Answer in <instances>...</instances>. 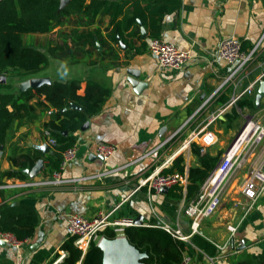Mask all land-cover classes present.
<instances>
[{
    "label": "crops",
    "instance_id": "1",
    "mask_svg": "<svg viewBox=\"0 0 264 264\" xmlns=\"http://www.w3.org/2000/svg\"><path fill=\"white\" fill-rule=\"evenodd\" d=\"M108 1L121 9L114 22L115 9L103 8L96 15L66 16L48 32L23 35L27 45L49 57L47 67L25 79L78 80L81 95L88 82L94 81L109 89L110 94L100 112L87 118L86 128L72 133L78 145L77 157L62 171L63 177L72 181L31 191L0 190V205L5 200L26 203L39 215L35 235L23 240L20 247L0 237V264L60 263L59 253L71 238L68 217L73 212L87 217L112 212L114 219H140L142 224L137 226L165 223L191 234V218L185 206L192 199L186 197L187 189L172 187L156 192L139 187L140 180L154 171H169L180 155L189 172L196 162L191 144L186 146L187 139L222 109L226 110L208 126L215 134L214 143L206 145L195 140L212 155L226 151L220 134L234 135L245 117L264 121V96L260 105L256 100L264 80V0H139L144 19L130 26L126 18L135 12L132 0ZM117 23H121L118 31ZM231 36L240 38L245 50L257 46L254 59L232 77L234 65L213 57L220 40ZM153 37L191 51L193 58L180 70L161 68L149 48ZM131 69L138 71L139 77H134ZM131 78L145 85L139 89ZM251 84V93L240 99H253L258 109L246 106L239 110V124L228 129L225 122L236 105L237 101L231 104L234 95ZM44 99L42 96L31 101L36 106L32 120L17 123L0 148V184L15 178L1 177L2 172L15 168L10 160L15 153L31 150L38 159H44L37 179L48 178L59 169L64 151L58 150L61 145L51 148L54 153H42L33 146L46 142L44 123L54 111L36 105ZM100 142L116 148L108 160L97 154L96 144ZM243 214L242 208L225 203L203 221L199 233L190 237L186 252L199 263L206 255L220 256L219 264H236L247 258L264 260V192L252 211ZM228 224L237 226L235 240L221 250L216 244L229 239Z\"/></svg>",
    "mask_w": 264,
    "mask_h": 264
},
{
    "label": "trees",
    "instance_id": "2",
    "mask_svg": "<svg viewBox=\"0 0 264 264\" xmlns=\"http://www.w3.org/2000/svg\"><path fill=\"white\" fill-rule=\"evenodd\" d=\"M135 12L127 17V26L136 23L139 18L144 19L139 11V0H132ZM62 0H1L0 1V72L17 71L23 76L38 73L49 64L48 55L34 46L24 42L25 33L48 32L53 24L61 23L66 16L74 13L96 15L101 9L111 11L114 8L113 22L120 13V6L108 0H69L63 7ZM121 23H117L116 31L120 30ZM114 37V36H112ZM80 82L70 80L67 82L52 81L37 89L29 88L16 94L11 83L0 84V145L6 143L9 132L17 123L32 120L36 106L31 101L36 97L44 96L38 100V106H44L52 111L51 119L44 123L57 138L61 146L58 150H65L76 142L72 133L82 129L86 120L100 112L110 90L97 82L89 81L84 95L78 93ZM81 106L82 109L72 105ZM246 106L258 109L255 101L250 98L240 99L227 114V128H234L239 124L241 112ZM191 151L195 162L189 169L190 184L187 187L186 197L197 200L202 187L209 179L213 170L224 154L220 151L212 155L208 148L197 142H192ZM223 153V154H222ZM15 168L1 173V177L28 179L25 172L33 167L38 157L26 153L13 154L10 157ZM54 162V158H53ZM184 171V156H178L173 168ZM190 202V201H189ZM39 225L37 210L26 203H12L5 200L0 205V233L11 232L18 239L25 240L35 235ZM105 237L114 238L112 230L104 232ZM126 237L147 256L143 258L146 264H179L187 251V242L176 239L172 234L159 226H133L126 229ZM68 255L58 264H103V251L93 243L84 254L75 246L74 238H69L63 245ZM236 264H264V260L256 261L252 258L239 261Z\"/></svg>",
    "mask_w": 264,
    "mask_h": 264
},
{
    "label": "built area",
    "instance_id": "3",
    "mask_svg": "<svg viewBox=\"0 0 264 264\" xmlns=\"http://www.w3.org/2000/svg\"><path fill=\"white\" fill-rule=\"evenodd\" d=\"M150 51L157 57L161 68L170 70L182 69L192 58L191 51L179 49L175 44L165 42L158 37H153L149 44ZM257 51V46L250 50L243 49L242 41L236 36H231L220 40L216 51L213 54L215 60H225L234 65L230 77L242 71L253 59ZM254 84L245 90L234 95L231 104H234L246 93H251ZM226 109H222L218 114H214L209 124L217 120L219 115ZM206 125L201 131L194 132L187 139L186 146L192 144L197 139L206 145H211L215 141V134L208 130ZM46 143L51 148L56 149L61 144L49 129L43 130ZM115 146L100 142L96 144L97 154L103 159L108 160L115 153ZM78 145L65 149L62 152V160L59 169L54 170L48 178L37 179H18L6 181L0 184V190L15 189L17 191H31L42 187H58L72 181L65 179L62 171L66 166L77 157ZM169 160L166 161L167 164ZM164 164V165H165ZM124 167H120L123 169ZM190 184L188 170L178 169L171 172L154 171L139 182V187L147 186L150 190L161 192L164 188L181 187L186 191ZM236 195L233 196V193ZM264 192V121L257 118H250L242 127L239 134L232 142L230 147L224 152L216 168L213 170L209 179L202 187L201 195L197 200L190 201L185 206L187 215L191 218V234L169 224L159 225L176 239L189 241L190 237L200 232L202 223L205 219L214 216L225 203H231L232 207L242 208L244 216L249 214L257 200ZM69 234L74 238V244L85 254L93 243L97 245L105 237L104 232L112 230L115 237H126L128 227L137 226L135 220L130 217L120 219L112 218V212L99 213L94 217H87L80 213H70ZM230 232L229 239L223 244H216L221 250H225L232 241L237 226L228 224ZM0 237L16 247H20L23 240L18 239L11 232H2ZM68 252L62 250L59 253L57 262L62 261ZM220 256L206 255L201 263L189 253H185L183 260L179 264H219Z\"/></svg>",
    "mask_w": 264,
    "mask_h": 264
},
{
    "label": "water",
    "instance_id": "4",
    "mask_svg": "<svg viewBox=\"0 0 264 264\" xmlns=\"http://www.w3.org/2000/svg\"><path fill=\"white\" fill-rule=\"evenodd\" d=\"M1 1V0H0ZM69 0H62L61 6L63 7ZM145 33V28H142ZM130 73L134 77H139V72L134 69L130 70ZM8 77L7 75L0 72V84L7 83ZM134 85H138L139 89L142 88L145 83H138L136 79H129ZM52 80L49 77H32L25 79L19 83V90L25 91L29 88L37 89L44 84H51ZM264 96V80H262L259 84L258 93L256 96V100L258 105H260L261 98ZM72 107L82 109L81 106L73 104ZM88 123L86 122L82 126V130L86 128ZM37 150L42 153L52 152L51 147L48 143L36 144L33 145ZM2 148V145H0ZM44 167V159L40 158L36 161L33 167H29L25 169V172L31 177H36L37 174ZM169 188H164L163 191H168ZM136 224L141 225L142 222L140 219H136ZM98 246L103 251V264H146L143 262V258L147 256L146 253H142L137 247H135L127 237H117V238H107L104 237L102 241L98 244Z\"/></svg>",
    "mask_w": 264,
    "mask_h": 264
},
{
    "label": "rangeland",
    "instance_id": "5",
    "mask_svg": "<svg viewBox=\"0 0 264 264\" xmlns=\"http://www.w3.org/2000/svg\"><path fill=\"white\" fill-rule=\"evenodd\" d=\"M5 74L8 77L7 83H11L13 85L14 91L16 94H19V83L25 79V77L27 76H23L22 73L17 72V71H7L5 72ZM252 117H245L244 118V122L242 124V126L240 127V129L234 134V135H226L224 132L220 134L219 136V140L221 142H223V145H227V149L230 147V145L232 144V142L235 140V138L237 137V135L239 134L240 130L242 129V127L246 124V122ZM226 149V150H227ZM223 156V155H222ZM221 156V157H222Z\"/></svg>",
    "mask_w": 264,
    "mask_h": 264
}]
</instances>
